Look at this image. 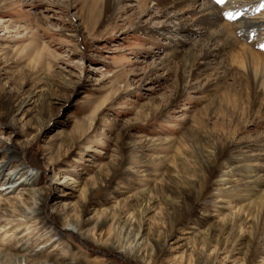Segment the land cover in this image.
<instances>
[{
	"label": "rangeland",
	"instance_id": "rangeland-1",
	"mask_svg": "<svg viewBox=\"0 0 264 264\" xmlns=\"http://www.w3.org/2000/svg\"><path fill=\"white\" fill-rule=\"evenodd\" d=\"M102 1L0 0V183L32 174L0 190V264H264V90L233 60L264 0H209L233 45L192 75L194 3Z\"/></svg>",
	"mask_w": 264,
	"mask_h": 264
},
{
	"label": "bare ground",
	"instance_id": "bare-ground-1",
	"mask_svg": "<svg viewBox=\"0 0 264 264\" xmlns=\"http://www.w3.org/2000/svg\"><path fill=\"white\" fill-rule=\"evenodd\" d=\"M225 1V4L229 5L230 0ZM138 2L140 8L147 11L152 9L150 8L152 6L153 8L155 7V5L157 7L161 6V10H157L160 15H165L167 14V12H173L172 15L174 17L172 18L175 19L176 15L177 17H181V15L174 11L175 9H182L184 5L187 6L194 3V8L199 12V15L193 19V22H195V20L200 21L202 24L203 22H207L208 24H211L212 27H214V30H211L206 34L205 40L202 43L195 44V46L190 47L188 51H186V53L182 55L180 66L182 69H188L189 71H187L191 75L193 71H197L200 73L204 70H207L210 67V60L215 59L217 56H219L220 50L223 47H231L233 45L230 39V35L227 31V27L223 22H219V19L221 18L219 8H217L216 5L212 4L209 0H138ZM116 3V0H103L100 6V11L103 12V10L106 9L114 12ZM152 16H157V13L154 12ZM171 16L168 17L170 18ZM129 19V15L124 17L125 21H128ZM244 23L247 24L246 22ZM162 25L163 27H165V24ZM249 25H254L259 29H264V18L262 17L261 19H259L256 24ZM188 27V24L178 21L177 23H175L172 30L183 31V29H186ZM196 51H198L197 53L200 54L196 55ZM234 52L235 53L233 55V60L234 62L238 63L237 66L240 65L242 66V68H244L247 79L250 78L253 81V84L256 85V87H261L264 90V53L252 51L245 45H237ZM190 66H193L194 68H191V70L189 69ZM25 169L28 168H26V166H14L11 174L3 175L4 179H2L3 181L0 183V190L6 191L5 194L12 192L15 188L16 183V179L14 176L18 174L20 176L24 175L23 181L32 179L31 172ZM30 192L35 194V191L33 190H30ZM8 199H10V197ZM74 229L76 231L78 230L77 228ZM14 250L18 252V254H11V252L6 254H8L9 256L12 255L11 257H13V259L18 263L20 262V264H45L46 262H48V260L46 259H39L37 262L31 261L29 259L30 252L27 251L26 247L23 244L14 247ZM130 250L128 249V247H126L125 250H123V253L129 255Z\"/></svg>",
	"mask_w": 264,
	"mask_h": 264
},
{
	"label": "snow or ice",
	"instance_id": "snow-or-ice-1",
	"mask_svg": "<svg viewBox=\"0 0 264 264\" xmlns=\"http://www.w3.org/2000/svg\"><path fill=\"white\" fill-rule=\"evenodd\" d=\"M217 3L223 4L225 2V0H216ZM236 15H239V13L237 12ZM225 16L232 18V13L230 12H226Z\"/></svg>",
	"mask_w": 264,
	"mask_h": 264
}]
</instances>
